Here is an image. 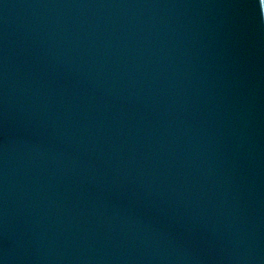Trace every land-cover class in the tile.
<instances>
[{
	"label": "water",
	"instance_id": "water-1",
	"mask_svg": "<svg viewBox=\"0 0 264 264\" xmlns=\"http://www.w3.org/2000/svg\"><path fill=\"white\" fill-rule=\"evenodd\" d=\"M256 0H0V264H264Z\"/></svg>",
	"mask_w": 264,
	"mask_h": 264
},
{
	"label": "snow or ice",
	"instance_id": "snow-or-ice-1",
	"mask_svg": "<svg viewBox=\"0 0 264 264\" xmlns=\"http://www.w3.org/2000/svg\"><path fill=\"white\" fill-rule=\"evenodd\" d=\"M256 2L258 3L259 10L261 12L262 9H264V0H256Z\"/></svg>",
	"mask_w": 264,
	"mask_h": 264
},
{
	"label": "clouds",
	"instance_id": "clouds-1",
	"mask_svg": "<svg viewBox=\"0 0 264 264\" xmlns=\"http://www.w3.org/2000/svg\"><path fill=\"white\" fill-rule=\"evenodd\" d=\"M261 15H262V17H264V14L261 13Z\"/></svg>",
	"mask_w": 264,
	"mask_h": 264
}]
</instances>
